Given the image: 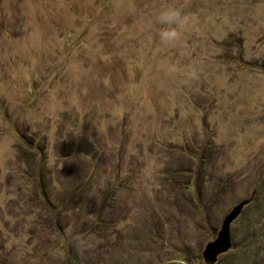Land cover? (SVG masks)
Segmentation results:
<instances>
[{
  "label": "rangeland",
  "instance_id": "374dc122",
  "mask_svg": "<svg viewBox=\"0 0 264 264\" xmlns=\"http://www.w3.org/2000/svg\"><path fill=\"white\" fill-rule=\"evenodd\" d=\"M246 198L216 264H264V0H0V264L199 263Z\"/></svg>",
  "mask_w": 264,
  "mask_h": 264
},
{
  "label": "water",
  "instance_id": "95a60500",
  "mask_svg": "<svg viewBox=\"0 0 264 264\" xmlns=\"http://www.w3.org/2000/svg\"><path fill=\"white\" fill-rule=\"evenodd\" d=\"M252 198H246L240 201L233 209L225 216L221 227L218 230L217 236L207 242L203 250L204 261L191 264H216L220 255L228 251L232 246V222L238 217L243 207L248 204ZM163 264H190L180 260L168 261Z\"/></svg>",
  "mask_w": 264,
  "mask_h": 264
},
{
  "label": "clouds",
  "instance_id": "9594fccd",
  "mask_svg": "<svg viewBox=\"0 0 264 264\" xmlns=\"http://www.w3.org/2000/svg\"><path fill=\"white\" fill-rule=\"evenodd\" d=\"M155 22L161 25L158 38L163 46H176L188 27L190 18L182 9L177 7H166L161 9L155 17Z\"/></svg>",
  "mask_w": 264,
  "mask_h": 264
},
{
  "label": "trees",
  "instance_id": "16d2710c",
  "mask_svg": "<svg viewBox=\"0 0 264 264\" xmlns=\"http://www.w3.org/2000/svg\"><path fill=\"white\" fill-rule=\"evenodd\" d=\"M244 63L250 65V66H254V67H262V64H258L257 62H248L243 60Z\"/></svg>",
  "mask_w": 264,
  "mask_h": 264
}]
</instances>
